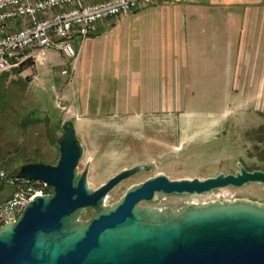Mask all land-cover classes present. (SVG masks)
Wrapping results in <instances>:
<instances>
[{
  "label": "rangeland",
  "instance_id": "rangeland-1",
  "mask_svg": "<svg viewBox=\"0 0 264 264\" xmlns=\"http://www.w3.org/2000/svg\"><path fill=\"white\" fill-rule=\"evenodd\" d=\"M85 50L83 45L75 59L54 47L38 49L36 57L0 77V171L42 156L44 162L55 163L57 138L67 120L74 122L84 148L79 170L89 164L93 188L123 168L148 166L113 188L107 204L118 201L133 184L161 173L171 179H203L235 171L239 162L264 168V98L261 105L262 99L252 96L250 77L229 75L226 65L219 72L206 67L186 97L174 98L172 111L166 112L141 107L142 99L132 98L109 66L94 67L91 73ZM262 95L260 90L258 97ZM13 188L0 187V202ZM157 196L141 203L173 209L237 197L264 203V183ZM92 213L88 210L84 218Z\"/></svg>",
  "mask_w": 264,
  "mask_h": 264
},
{
  "label": "water",
  "instance_id": "water-1",
  "mask_svg": "<svg viewBox=\"0 0 264 264\" xmlns=\"http://www.w3.org/2000/svg\"><path fill=\"white\" fill-rule=\"evenodd\" d=\"M55 163L30 161L18 176L53 190L37 195L17 219L0 226V264H264V203L248 198L186 203L177 209L140 204L157 193L203 194L249 182L264 170L206 178L171 179L161 173L131 186L113 204L108 194L143 165L125 168L97 188L72 120L57 138ZM88 210L92 215L85 219Z\"/></svg>",
  "mask_w": 264,
  "mask_h": 264
},
{
  "label": "crops",
  "instance_id": "crops-1",
  "mask_svg": "<svg viewBox=\"0 0 264 264\" xmlns=\"http://www.w3.org/2000/svg\"><path fill=\"white\" fill-rule=\"evenodd\" d=\"M83 45L91 73L109 66L141 107L171 112L173 99L186 97L206 67L219 72L222 65L229 75L250 77L263 105L264 0H154L99 20L75 59Z\"/></svg>",
  "mask_w": 264,
  "mask_h": 264
},
{
  "label": "built area",
  "instance_id": "built-area-1",
  "mask_svg": "<svg viewBox=\"0 0 264 264\" xmlns=\"http://www.w3.org/2000/svg\"><path fill=\"white\" fill-rule=\"evenodd\" d=\"M151 2L154 0H0V77L36 57L38 49L54 47L76 58L75 43L81 46L99 20L130 13ZM4 184L14 185L16 190L0 202V226L17 219L35 196L50 192L42 180L9 176L2 170L0 186Z\"/></svg>",
  "mask_w": 264,
  "mask_h": 264
},
{
  "label": "flooded vegetation",
  "instance_id": "flooded-vegetation-1",
  "mask_svg": "<svg viewBox=\"0 0 264 264\" xmlns=\"http://www.w3.org/2000/svg\"><path fill=\"white\" fill-rule=\"evenodd\" d=\"M241 162H239L238 163V165H237V168H236V170L235 171H228V172H224V173H237L238 171H240V168H239V164H240ZM243 164V163H242ZM137 165H139V164H137ZM141 165H143V167L141 168V170L140 171H138V172H146V171H148V166L147 165H144V164H141ZM134 166H136V165H134ZM249 171H253V170H264V168H259V169H251V168H248L246 165H244ZM133 167V166H132ZM128 168H131V167H128ZM125 168H123L122 170H124ZM120 172V171H119ZM138 172H136V173H138ZM219 173H221V172H219ZM218 173V174H219ZM156 176V175H155ZM151 177H154V176H150V177H148V178H146V179H144V180H142V181H139V182H137V183H135V184H133V185H137V184H140V183H143V182H145L147 179H149V178H151ZM129 178V177H128ZM128 178H126V179H128ZM125 180V179H124ZM108 181V180H107ZM122 182V181H121ZM132 185V186H133ZM48 189L49 190H53L51 187H48ZM158 194V193H157ZM157 198H158V196H157ZM156 198V199H157ZM156 199H153V200H156ZM252 200H255V199H252ZM140 204H142V203H140ZM142 205H145V206H149L150 204H142ZM152 206H154V205H152ZM154 207H158V208H161V209H167V208H172V207H170V206H154Z\"/></svg>",
  "mask_w": 264,
  "mask_h": 264
},
{
  "label": "trees",
  "instance_id": "trees-1",
  "mask_svg": "<svg viewBox=\"0 0 264 264\" xmlns=\"http://www.w3.org/2000/svg\"><path fill=\"white\" fill-rule=\"evenodd\" d=\"M23 64V63H22ZM30 161H46V159L42 156L41 158L40 157H38V158H31V159H27L25 162H30ZM12 165V164H11ZM19 165H21V164H19ZM6 166H4V168H5ZM7 168V169H6ZM5 168V172L7 173V175H9V176H17V174H18V171H19V168H17V167H14L13 168V166H8V167H6ZM2 186H4V185H2ZM2 186H0V187H2Z\"/></svg>",
  "mask_w": 264,
  "mask_h": 264
}]
</instances>
